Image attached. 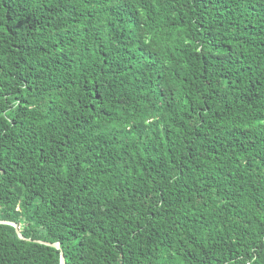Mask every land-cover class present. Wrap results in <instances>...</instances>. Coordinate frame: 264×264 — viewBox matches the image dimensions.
Masks as SVG:
<instances>
[{
	"label": "trees",
	"instance_id": "16d2710c",
	"mask_svg": "<svg viewBox=\"0 0 264 264\" xmlns=\"http://www.w3.org/2000/svg\"><path fill=\"white\" fill-rule=\"evenodd\" d=\"M0 221V264H264V0H0Z\"/></svg>",
	"mask_w": 264,
	"mask_h": 264
},
{
	"label": "water",
	"instance_id": "95a60500",
	"mask_svg": "<svg viewBox=\"0 0 264 264\" xmlns=\"http://www.w3.org/2000/svg\"><path fill=\"white\" fill-rule=\"evenodd\" d=\"M6 223L11 224L15 228L16 233L18 234L20 239H24L23 236L21 235L20 229H19L17 224L11 223V222H2V221H0V224H6ZM36 242L37 243H42V244H45V245H48V246H51V247H54L56 249H60V244L59 243H48V242H43V241H36ZM61 264H65V257H64L62 252H61Z\"/></svg>",
	"mask_w": 264,
	"mask_h": 264
}]
</instances>
